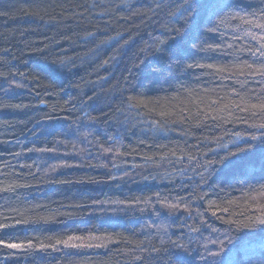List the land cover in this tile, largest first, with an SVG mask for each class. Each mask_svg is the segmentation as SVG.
I'll use <instances>...</instances> for the list:
<instances>
[{"label": "trees", "instance_id": "16d2710c", "mask_svg": "<svg viewBox=\"0 0 264 264\" xmlns=\"http://www.w3.org/2000/svg\"><path fill=\"white\" fill-rule=\"evenodd\" d=\"M231 2L238 9L225 15L264 12V0ZM174 5L178 0H0V12L7 13L0 15V223L28 221L0 230V238L110 242L106 250L68 251L59 244L55 251L28 253L0 246V264H173L172 241L184 246L190 264H206L204 245L217 251L220 241L217 259L264 264V225L257 223L264 218V145L255 142L254 149L225 160L237 144L246 146L230 135L251 131L245 125L232 117L201 128H192V120L172 122L205 108L198 97L216 99L217 93L239 89L211 69L189 65L250 60L235 49L251 42L234 39L243 36L239 21L219 23L213 16L194 25ZM213 27L219 30L208 31ZM177 28L179 35L172 31ZM208 45L219 47L212 51ZM246 87L261 86L250 81ZM161 111L174 114L162 117ZM78 127L86 141L69 138L68 130ZM98 148L117 152L118 161L106 164ZM39 149L60 150L56 161L69 166L40 174ZM197 194L204 199H194ZM179 197L185 198L179 210L164 206ZM104 204L120 208L119 215L102 218ZM140 204L146 206L142 211L135 207ZM152 204L161 210L148 214Z\"/></svg>", "mask_w": 264, "mask_h": 264}, {"label": "snow or ice", "instance_id": "6c2138e0", "mask_svg": "<svg viewBox=\"0 0 264 264\" xmlns=\"http://www.w3.org/2000/svg\"><path fill=\"white\" fill-rule=\"evenodd\" d=\"M179 15L180 17H190V23L197 24L198 21H203L207 18L210 22L212 17H220L219 23H224L225 20L239 21L240 24L237 26L239 31L243 32V36H234V39H244L245 37L251 43L246 47L236 48L235 51L239 54H243L251 57V59H241L239 56L230 64H225L222 66H215L213 64H200L189 65V67H198V68H208L212 70V74H220V78L223 80H230L233 84H238L239 89L236 87L230 88L225 92V95L221 96L218 93L216 94V99H212L211 96H208L207 100L203 97H198L201 103L205 105L206 109L211 111H205V108H199L191 116H180V119L173 120L172 122L183 124L188 120H192V128H201L207 126V121L211 120L217 122L219 120H226L227 117H232L239 123L246 126V129L251 130L247 131L246 134L241 135L240 132H233L230 135H233L237 141L243 140L245 142V147H240L237 144V150L235 152L229 151L226 153L224 159L227 160L229 156H236L238 152H247L255 148L256 143L264 145V12L260 15H257L256 12L246 13L245 15L240 14V10L235 11V13H229L225 15L226 9H238V5H235L231 0H178ZM118 7V6H117ZM161 4H157L156 8H160ZM149 10H152L151 8ZM107 14H110V10ZM135 15V13H133ZM0 15H7V13L0 12ZM83 15V13H81ZM100 16L106 15V13H99ZM175 15V13H173ZM127 17H121V19H126ZM246 26V27H245ZM218 27L209 28L208 31L215 32L218 31ZM258 30V31H255ZM173 33L176 35L180 34V29H172ZM236 31V29H234ZM89 35L95 36V32H90ZM158 43L163 45L167 44V40H158ZM217 46L208 45V50L215 51L218 49ZM229 49L233 48L232 44H228ZM56 62H53L55 64ZM61 63H63L61 61ZM107 63V61H105ZM49 71L55 75L58 71L57 68L53 67ZM2 75V74H0ZM243 78V79H241ZM7 79V77H5ZM255 82L261 87L259 91L255 89H249L246 87L248 82ZM16 87H23V85L17 83ZM215 92V89L211 90ZM130 107L135 105L130 104ZM216 114L213 115L212 113ZM226 113L227 116L221 115ZM174 113L161 111L159 113L162 117H167L173 115ZM243 114V115H240ZM202 117V118H201ZM230 122V121H229ZM182 135L187 134L182 132ZM195 136V133H192ZM218 140H223V137H218ZM235 143V141H234ZM194 147H199L195 145ZM220 147L227 149V144H220ZM111 149H105V151H110ZM39 151H53V149H39ZM215 151V150H213ZM175 154V153H173ZM19 155V154H17ZM261 159H264V149L260 153ZM188 160L193 161L196 159L193 155H188ZM64 167L69 165H62ZM55 171V169H53ZM203 178V177H202ZM159 196V194H157ZM194 199L203 200L204 196L197 194L194 196ZM167 200V197H165ZM185 200L184 197H179L177 203H169L164 205L170 209L179 210L180 202ZM148 202V201H146ZM158 203L161 201L157 200ZM209 208L219 207L214 203H209ZM184 211L189 213L191 217L192 209L189 204H185ZM221 211L227 212V208H221ZM261 216L264 217V205L261 206ZM198 216H202L203 213L197 212ZM212 215L215 216L216 213L212 212ZM5 219H8L5 217ZM27 220H15L14 224L9 223H0V230L8 229L10 227H15L20 224H27ZM228 223H235L234 221H228ZM257 223L264 225V218L258 219ZM193 231H199V229H192ZM213 232L217 229L213 228ZM84 237L69 236L66 240H57L55 244L39 242L34 244L31 240H28L27 243L24 242H9L3 238H0V246L6 249L16 250L17 252L28 253L29 251H44L51 248L52 250H58L57 245L63 244L65 247L71 248H83V247H96L103 248L106 247V243H97L93 244H83V243H74V241H83ZM92 239H100L98 237H93ZM110 240V238H109ZM174 247L177 249L172 253L173 264H190V261L187 256L186 250L181 251L184 248L183 245L177 244L175 241L171 242ZM211 244L216 245V240H211ZM139 247V246H138ZM146 251V249H141ZM153 252H159L160 249L153 248ZM205 255L202 256V259L206 261V264H234L233 261H223L217 259L221 256L223 251V241H220V248L217 251H213L208 248L207 245H204ZM136 260H143L142 256H135Z\"/></svg>", "mask_w": 264, "mask_h": 264}, {"label": "rangeland", "instance_id": "374dc122", "mask_svg": "<svg viewBox=\"0 0 264 264\" xmlns=\"http://www.w3.org/2000/svg\"><path fill=\"white\" fill-rule=\"evenodd\" d=\"M255 31H258V30H255ZM79 129L77 131L73 130V129H69L68 132L70 133L69 135V138L71 140H74L75 141H86L83 139V129L82 127H78ZM67 130H65L66 132ZM90 137H92V134L90 133ZM88 145L85 143L84 145V148L85 150L87 149ZM60 152V150L58 151H55V152H48V153H45V151H43L42 153L38 154V153H35L37 154L38 156H40L37 160V162L39 161V164L37 163V171L42 174V175H45V176H49V175H52L55 173V171H53V169H55L56 167L57 168H60L62 167L61 166V163L58 161H56V157L58 156V153ZM99 153V155L101 156L102 154V161L104 162L105 160H107L106 164L108 163H116L119 159L118 157V153L117 152H113L112 150L110 151H105L104 149H100L98 148L97 151ZM21 156V155H20ZM26 156H22V161L23 159L25 158ZM19 159V156H17L15 158V161ZM20 160V159H19ZM56 170V169H55ZM155 204V203H154ZM154 204L150 205L152 206L151 209H146V211L148 212V214H155L156 211L158 210H161V208H153ZM160 206V205H159ZM138 210H141L142 211V207H146L145 205H141L140 206H135ZM107 208H111L113 211H110L108 210ZM130 208V207H129ZM102 212H100L102 215V218H105V217H109L112 213H117V216L119 215L118 212H120V208L119 210L117 209V207H113L112 205H107V204H104L103 207L101 208ZM144 210V209H143ZM161 212L158 213V216H157V219L159 218V214ZM161 218V217H160ZM159 218V219H160ZM154 221V220H153ZM158 227V226H157ZM160 229H158L157 231H164V228L163 226H159ZM149 230V229H148ZM106 243L107 246L106 247H103V248H96V247H91L93 249H101V250H106L108 248V245H110V242L109 241H106V239H86V240H83V241H74V243H83V244H97V243ZM65 247V246H64ZM85 248V247H83ZM88 248V247H86ZM75 249H78V248H71V247H65V250H68V251H72V250H75Z\"/></svg>", "mask_w": 264, "mask_h": 264}]
</instances>
